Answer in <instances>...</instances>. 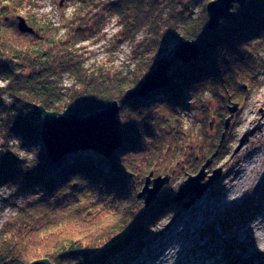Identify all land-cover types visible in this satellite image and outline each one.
<instances>
[{
    "label": "trees",
    "instance_id": "trees-1",
    "mask_svg": "<svg viewBox=\"0 0 264 264\" xmlns=\"http://www.w3.org/2000/svg\"><path fill=\"white\" fill-rule=\"evenodd\" d=\"M174 1L76 0L69 16L60 13L57 23L27 21L34 32L22 33L17 27L22 0H0V128L6 139L0 187H17L34 196L22 204L15 197L0 207L17 210L0 229V264L40 258L54 264H108L106 258L147 236L159 215L177 205L164 192L135 211L137 192L151 172L165 176L183 162L190 169L186 175L196 174L199 167L192 166L196 156L190 154L192 135L184 118L190 107L206 117L214 104L222 117L227 102L244 97L245 85L256 80L257 58L263 54L258 41L264 44V0L236 5L235 16L214 31L206 29L207 0ZM176 3L182 9L171 20L166 14ZM112 18L120 27L116 46L133 43L140 31H148L134 44V66L114 72L89 69L80 45L101 36ZM175 33L194 39L200 57L175 62L168 86L127 99ZM65 78L71 80L69 87L63 85ZM114 100L123 141L110 156L76 149L57 163L50 161L40 142L42 116L34 104L87 114ZM25 144L38 147L35 158L19 154ZM216 144L204 143L200 149L207 155L200 164Z\"/></svg>",
    "mask_w": 264,
    "mask_h": 264
},
{
    "label": "rangeland",
    "instance_id": "rangeland-1",
    "mask_svg": "<svg viewBox=\"0 0 264 264\" xmlns=\"http://www.w3.org/2000/svg\"><path fill=\"white\" fill-rule=\"evenodd\" d=\"M105 1L107 0H101L102 3ZM209 1L207 0L203 5L206 6V3ZM75 2L76 0H22V4L17 8V11L18 15L24 17L26 21L34 19L51 20L57 23L60 13L65 14V16H69L72 13ZM200 5L201 3L195 9L196 14L201 11ZM172 6L170 5L166 14L171 20L172 16H176V13L182 9V6L177 3L174 4V9ZM233 10L235 11V7ZM87 15L90 16L91 13ZM114 19L112 18L105 24L101 36L84 41L80 45L86 57L85 65L89 69L104 67L108 72H114L118 70L127 71L133 68L134 64L131 58L134 44L144 38L148 34V31L146 28L140 31L136 36V41L133 43L126 41L116 46L114 35L119 31L120 27ZM180 36V33H175L170 38L166 51L163 54H166L169 49L173 48L179 39H182ZM260 38L264 40V37ZM258 48L262 49L263 54L260 58H257L258 65L256 69H258V73L256 74V80L252 79L253 83H250V86L245 85L243 88L244 97L237 101L232 100L230 103L227 102L225 105L227 108V105L232 106L233 103H237V110L232 115L227 108V112L223 113L224 117L223 115L222 117L217 116V107L212 103L211 111L206 117L201 112L195 113L192 107H190V110L184 116L185 124L192 135L189 139V144L192 147L190 154L196 156V163L194 161L192 166H198V170L207 158L213 154L208 155L200 164V158L207 155V153L202 154L200 148L203 147L204 143L206 145L209 143L214 144V142L219 143L222 133L225 132V137L222 140L217 155L213 158L210 165L206 167L207 174L209 175L214 170H220L219 177L211 182L200 199L196 198L189 206H185V202L178 205L187 198L186 202L189 201L190 195H186L183 199L176 202V206L163 211L156 222L149 228L150 231L147 236H142L141 239L131 243L122 253H117L114 256L106 258V263L137 264V261H141V258L148 261L149 257L147 256L156 253L157 247L160 246L161 242H164L163 238L167 237L169 239L170 237L171 240L175 239L178 242L181 238H184L185 242H188L190 246L198 244L201 246L203 245L202 243L209 240L210 246L208 245V250L216 248L218 251L208 259L211 264L214 263V260L218 262L223 256L225 257L223 259L227 258V262L229 263L255 264L256 260L253 256L244 254L241 255L242 258L237 257L236 254L240 252L234 247L235 239L227 240L226 236L229 233H227L225 225L232 217L236 216L241 221L254 207L264 206V44L262 41H258ZM3 84V82H0V86ZM63 85L69 87L71 80L65 78ZM228 117H230V121L227 129H225V120ZM254 126H259V129L250 135L248 141L236 151L244 132ZM5 141L6 139L0 128V156L4 151ZM217 147L218 144H216L215 150ZM37 148L25 144L19 154L25 155L27 160H31L37 156ZM185 169L187 167L182 162L172 173L168 174L170 177L169 181L161 187L156 197L162 195L164 192L171 193L174 196L179 183L187 177L186 173L190 172V169H187L188 172H185ZM235 170L240 172V175H247L249 179L247 182L242 183V177L236 183L237 185L233 189L237 190L241 186L239 188L241 190L239 192L240 197L234 199L231 208L227 210L221 206L216 212L213 203L217 200L225 199L222 196L224 193L222 185H224L225 181L234 177ZM206 178H204V182H206ZM15 197H18L16 198L17 204H22L34 198V196L28 193L18 192L17 187L9 185L0 187V207L6 201L12 203L11 200H14ZM135 207V211L140 212L148 206H144L143 199H139ZM16 211L11 206L5 208L3 211L0 210V229H2L6 222L12 220ZM243 229H246V225H244ZM189 235L194 236V243ZM238 238H244V235ZM224 241L227 242L224 243ZM154 256L158 257L159 255ZM243 257H246V260ZM154 258H152L153 262L155 261ZM161 262L160 264H163Z\"/></svg>",
    "mask_w": 264,
    "mask_h": 264
},
{
    "label": "water",
    "instance_id": "water-1",
    "mask_svg": "<svg viewBox=\"0 0 264 264\" xmlns=\"http://www.w3.org/2000/svg\"><path fill=\"white\" fill-rule=\"evenodd\" d=\"M245 0H210L206 3L207 16L206 29L216 30L222 20H230L235 16V5L242 6ZM18 30L22 33H33L30 26L22 16L17 20ZM200 57V49L194 39H179L173 48L166 54L159 56L154 67L144 76L137 89L130 91L126 98L143 97L149 92L168 86L170 83V70L175 62L187 63ZM237 103L228 106L231 115L237 110ZM41 114L40 142L52 163H57L63 156L76 149H93L104 156H110L122 143L123 136L119 130L117 113L119 105L116 100L104 104L100 108L91 109L87 114L80 112L60 113L47 110L42 105H33ZM230 115V116H231ZM230 117L225 120L224 128L227 129ZM259 126L248 128L237 147L236 151L248 141ZM225 137L221 135L217 149L207 158L205 163L194 175H187L178 187L173 201L178 202L186 195H190L185 206L202 197L205 189L220 175V170L207 174L206 167L210 165L217 155L218 149ZM207 177L206 182L204 178ZM169 175H158L152 178V172L146 177L142 189L137 193V198L143 199L144 206H149L155 199L161 187L169 181ZM28 264H54L47 258H40Z\"/></svg>",
    "mask_w": 264,
    "mask_h": 264
},
{
    "label": "bare ground",
    "instance_id": "bare-ground-1",
    "mask_svg": "<svg viewBox=\"0 0 264 264\" xmlns=\"http://www.w3.org/2000/svg\"><path fill=\"white\" fill-rule=\"evenodd\" d=\"M255 161V160H254ZM254 167V166H253ZM243 177L242 183L248 181V176L243 174L240 175V172L237 170L234 171V177L225 181L222 185L224 189L223 198L224 200H217L213 203V207L217 212V209L221 206L229 210L234 202V199L239 198L241 191L239 187L237 190L233 189L237 184L238 180ZM226 185V186H225ZM232 187V188H230ZM233 189V190H231ZM235 190V191H234ZM246 225V229H243ZM226 231L229 235L226 236L227 240H234V247L239 250L240 253H237V257L242 258L241 255L246 254L247 256H253L256 260L255 264H264V206H258L251 209L248 215L243 220H238L237 217H232L231 220L225 225ZM220 234V233H218ZM244 238H238L243 236ZM193 240L194 236L189 235ZM164 242L160 243V246L157 247L156 253L152 254L149 257V260L146 261L141 258V261H137V264H211L208 259L216 254L217 249L213 248L208 250V245L210 246V241L202 243L203 245H192L188 242H185L184 238H181L178 242L175 239L169 237L163 238ZM210 239V237H208ZM227 241H224L226 243ZM227 245V244H226ZM229 247V245H227ZM239 254V255H238ZM148 255V254H147ZM154 255H159L154 256ZM235 255V256H236ZM155 257V258H154ZM224 257V256H223ZM220 259L218 262L214 260L213 264H244L240 262H227L226 259ZM155 261L153 262V259ZM225 258V257H224ZM246 260V257H243ZM239 261V260H238Z\"/></svg>",
    "mask_w": 264,
    "mask_h": 264
}]
</instances>
